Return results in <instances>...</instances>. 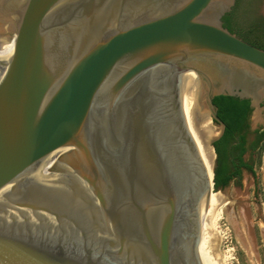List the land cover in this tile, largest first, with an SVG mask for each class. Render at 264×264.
Masks as SVG:
<instances>
[{
  "label": "water",
  "instance_id": "1",
  "mask_svg": "<svg viewBox=\"0 0 264 264\" xmlns=\"http://www.w3.org/2000/svg\"><path fill=\"white\" fill-rule=\"evenodd\" d=\"M233 3L0 0V264H202L191 91L211 146L214 97L264 101V50L222 26ZM36 167L64 183L23 189Z\"/></svg>",
  "mask_w": 264,
  "mask_h": 264
},
{
  "label": "bare ground",
  "instance_id": "2",
  "mask_svg": "<svg viewBox=\"0 0 264 264\" xmlns=\"http://www.w3.org/2000/svg\"><path fill=\"white\" fill-rule=\"evenodd\" d=\"M7 44V41L0 37V52L6 48ZM12 53L13 48L0 58V69L5 67ZM201 95L200 89L191 91L188 105L183 113L187 131L205 169V175L198 176L196 183L199 217L195 230V242L202 264H230L232 258L228 252L226 251L217 259V256L215 255V257L211 251L210 243L213 242L218 246L226 239V230H222L221 225L222 222H226L234 231L239 242L251 245L249 219L238 196L227 201L224 198H228L225 194L213 190L215 152L211 146V140L218 135L219 129L214 126L208 116V109L203 101H200ZM50 176L51 174L48 172L36 167L32 172L21 176L17 182L21 184V180L27 177L30 179L47 178L64 183L63 179L57 176L51 178ZM21 187L23 188L22 184ZM236 206H238V213L234 214L232 210Z\"/></svg>",
  "mask_w": 264,
  "mask_h": 264
},
{
  "label": "trees",
  "instance_id": "3",
  "mask_svg": "<svg viewBox=\"0 0 264 264\" xmlns=\"http://www.w3.org/2000/svg\"><path fill=\"white\" fill-rule=\"evenodd\" d=\"M234 6L221 19L223 28L233 34L238 27H249L253 36L242 39L248 44L264 50V17L255 14L257 0H235ZM238 33V32H237ZM217 117L224 124V131L212 146L216 154L214 169V191L224 189L231 182H239L242 171L255 175L253 164L243 160L249 150L253 155L264 142V130H256L254 141L247 146L249 120L253 109L250 101L234 96L220 95L212 100Z\"/></svg>",
  "mask_w": 264,
  "mask_h": 264
},
{
  "label": "rangeland",
  "instance_id": "4",
  "mask_svg": "<svg viewBox=\"0 0 264 264\" xmlns=\"http://www.w3.org/2000/svg\"><path fill=\"white\" fill-rule=\"evenodd\" d=\"M254 11L257 15L264 16V0H257ZM250 122L251 126L264 128L261 111L257 113V110L253 109ZM214 126L220 129L217 124ZM245 158L247 159L248 155ZM252 163L255 171V188L254 176L251 173L243 172L240 181L231 182L223 193L228 197L223 196L227 201L235 199L236 196L240 198L249 219L251 245L239 242L234 231L226 222L221 224L222 230H226V239L218 246L213 242L210 243L211 251L214 256H217H215L217 259L226 251L228 252L232 258L230 264H264V142L253 154ZM232 211L237 214L238 206L234 207Z\"/></svg>",
  "mask_w": 264,
  "mask_h": 264
},
{
  "label": "flooded vegetation",
  "instance_id": "5",
  "mask_svg": "<svg viewBox=\"0 0 264 264\" xmlns=\"http://www.w3.org/2000/svg\"><path fill=\"white\" fill-rule=\"evenodd\" d=\"M235 0H234V3H233V5L231 6V8L234 6V4H235ZM231 10V9H230ZM256 14V13H255ZM256 16H258V17H264V16H259V15H257L256 14ZM251 28H249V27H246V26H244V27H238L237 29H236V31H233V34L234 35H236L237 37H239L240 39H244V38H246V37H251V36H253V34L251 33ZM238 32V33H237ZM261 108H262V111H261V115H262V117H263V119H264V103H262L261 104ZM249 132L251 133L249 136H248V143H247V146H250V144L254 141V139H255V134L253 133L254 131H256V130H264V128H256V129H254V130H252V128H251V122H250V120H249ZM246 155H248V158L246 159L245 157H246ZM252 157H253V155L251 154V152L248 150L244 155H243V160L244 161H246V162H248V163H250V164H253L252 163ZM254 167V166H253ZM38 170V169H37ZM243 172H247V171H245V170H243L242 171V173ZM249 173V172H248ZM54 177V175H51L50 177L51 178H53ZM253 183H254V188H255V183H256V181H255V175H254V179H253Z\"/></svg>",
  "mask_w": 264,
  "mask_h": 264
}]
</instances>
